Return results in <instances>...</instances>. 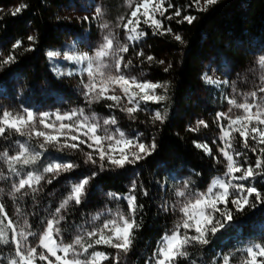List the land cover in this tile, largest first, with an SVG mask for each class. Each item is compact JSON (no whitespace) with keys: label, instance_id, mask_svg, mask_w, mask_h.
<instances>
[{"label":"trees","instance_id":"trees-1","mask_svg":"<svg viewBox=\"0 0 264 264\" xmlns=\"http://www.w3.org/2000/svg\"><path fill=\"white\" fill-rule=\"evenodd\" d=\"M125 1L99 0L101 6L109 11L117 9ZM169 3L174 7L157 19L162 21L164 29L171 28V33L154 34L152 27L141 22L138 30L146 35L130 42L128 53L122 54L125 60L133 61L132 66L123 70L126 76L144 77L143 80L167 85L165 102L145 104L150 111L166 112L164 123H151L149 117H143L146 120L143 124H133L139 133L150 138L149 143L155 140V152L128 168L101 171L84 164L79 155L49 147L35 165L23 168L18 165L21 175L28 171L42 172L43 166L49 162L71 160L79 167L60 175L52 184L40 187L35 198L31 191L23 198H19L20 194L15 200L12 195L8 198L7 187L6 192L0 194V203L9 218L14 219L19 208L33 225L32 231L40 233L42 222L51 218L68 193L60 183L81 179L95 170L97 175L90 182L85 200L80 205L71 202L63 210L66 219L61 222L62 240L68 243L78 232L84 231L98 208L127 214V203L123 197L129 195L135 181L137 205L144 206L136 214L141 227L134 232L133 247L123 259L127 264H145L146 260H150L157 241L165 233L170 234L175 227L169 203L176 190L187 181L191 191L202 192L215 177L223 174V163H217L197 149L193 141H205L199 138L197 132L188 129L194 126L196 118L211 125L215 114L227 104L225 88L206 83L208 75L222 70L226 81L239 85L258 68L259 58L264 56V0H217L205 10H198L193 0H165L164 7L167 8ZM21 4L27 7L16 16L4 10ZM65 5V0H0V56H7L16 40L22 41L21 47L14 52L16 62L0 67V109L10 100L18 99L32 111H44L59 104L58 111L61 113L71 107L85 108L104 118L115 116L120 123L126 117L118 108L107 107L112 101L101 100L89 105L83 96L64 84L69 75L57 76L53 71L54 67H58L64 73L75 75L78 70L77 65L64 58V45L73 33V29L59 17ZM177 9L181 10L179 17L173 16ZM184 15L196 19L191 24L181 22ZM169 16L173 18L168 19ZM175 34L182 37V42L174 39ZM29 35H34L36 41L31 45L32 50L26 51L30 44L27 40ZM138 50H143L144 57H136ZM48 51L59 52L64 59L55 57L50 60L46 55ZM147 56L155 59L149 62ZM165 68H168L167 72ZM235 136L236 149L246 151L248 162L254 164L256 157L251 151L243 149L241 138ZM16 141L26 144L33 151H40L35 141L17 134L8 139L0 138V151L7 149L10 155L16 154L19 147ZM249 144L255 146L251 140ZM212 150L215 156L223 159L217 150ZM9 175L12 180L18 179L11 172ZM251 184L264 192V178H257ZM144 190L149 195L144 196ZM97 191L115 193L119 199L100 197ZM229 207H232L231 204ZM257 243L264 245V205L246 207L243 212L235 213L229 226L212 236L208 245L191 246L189 257L181 258L177 264H222L224 255L231 257L230 264H239L246 258L244 250ZM92 251L104 252L110 257L117 253L116 249L105 244L94 245L89 253ZM11 255L10 248L0 245V256ZM0 264H7V261H0ZM37 264L45 262L37 261ZM105 264H112V260L105 261Z\"/></svg>","mask_w":264,"mask_h":264},{"label":"snow or ice","instance_id":"snow-or-ice-1","mask_svg":"<svg viewBox=\"0 0 264 264\" xmlns=\"http://www.w3.org/2000/svg\"><path fill=\"white\" fill-rule=\"evenodd\" d=\"M203 2L205 8L200 9V0H193L198 10H205L207 6L216 4L217 0H203ZM164 4L165 0H158V2L157 0H142V3L137 4L136 10L131 12V17L135 20L130 18L123 25L129 42L138 41L146 35L144 31L138 30L141 19L137 16V12L141 8L144 10L143 23L152 27L154 34L171 33V28L164 29L162 21L155 17L156 13L163 16L169 8L174 7L169 3L166 8ZM26 7L27 5L23 4L15 7L11 15L20 14ZM95 11L97 15H102L99 7ZM173 16H181V10L177 9ZM173 16L167 18L172 19ZM195 19L194 16L184 15L181 22L191 24ZM102 27L107 29L109 25L105 23ZM174 39L182 42V37L178 34L174 35ZM27 40L30 44L25 50L31 51V45L35 43L36 37L29 35ZM21 45L22 41L16 40L12 44V51L7 56H0V67L16 62L14 52ZM128 51L127 44L114 47V38L109 33L104 36L103 43L95 50L94 55L65 54L64 58L77 64H85L82 71L87 74V82L81 81L82 94L89 105L99 103L101 100L112 101L113 103L107 104L108 108H119L130 119H134V114L140 110L141 103L158 104L166 99L164 95L156 93V89L166 88V85L159 82H141L136 76H126L123 70L132 66L133 61L125 60V56L121 53H128ZM46 55L51 60L61 54L48 51ZM136 57H144L143 50H138ZM154 59L152 56L146 57L149 62ZM159 63L163 64L164 61H159ZM259 65L264 68V56L259 58ZM53 71L57 76L73 75L72 72H62L58 67H54ZM164 71L167 72L168 68ZM261 80L264 81V76H261ZM206 82L217 83L211 79H207ZM117 91L122 95H118ZM258 91L264 93V84L259 87ZM249 97H251V102ZM124 98L127 99V104L123 103ZM225 99L232 107H229L227 112H217L214 120L219 128L217 139L223 145V147H218L217 151L223 159L213 154L208 142L193 141L197 149H201L217 163H223V176L213 179L202 192L191 191L190 182L187 181L181 189L176 190L175 196L182 199L177 200L176 205H173V210L178 209L180 220L170 234L165 233L157 241L150 260H146L145 264H177L181 258L189 257L191 246L208 245L212 236L229 226L235 213L243 212L246 207L255 208L264 205V192L251 184V181L257 178H264V147H261L264 145V127H261L264 126V96L259 97L258 102L257 91H251L244 94L241 103H238L235 97ZM233 107L242 110V114L230 115ZM53 116L54 119H52ZM166 118V112L162 113L157 110L153 113L151 120L153 123H164ZM117 123L115 116L101 121L95 113L85 114L83 108L73 109L63 114L44 112L39 116L28 109H25L23 113L4 110L0 114V138L8 139L13 134L27 136L29 139L42 138V142L38 144L40 151H33L20 141L15 142L19 146L16 154L10 155L7 149L0 151V159L7 163L9 172L18 177L11 188L13 199L18 198L17 194H20L19 198H23L29 194V191L35 198V194L40 191L41 181L45 180L44 174L50 176L46 183L52 184L62 173L71 172L79 167L71 160L49 162L43 166L42 172L28 171L21 175L17 166L23 168L35 165L49 147H55L57 151L71 149L82 152L85 157L84 164L92 165L101 171L108 168L124 169L126 166L135 165L150 157L155 152L154 139L151 143H145L138 137H127L118 127L110 129L109 126H115ZM37 124L42 125L45 130H38ZM208 126L205 120L199 119L195 122V126L188 130L198 132L201 128H208ZM234 133L239 134L242 148L251 151L256 157L254 164L248 162L246 151L236 149ZM249 140L253 141L255 146H251ZM212 143L216 144L217 140L214 139ZM81 145H86L92 151L83 152ZM96 175L97 172L93 170L90 175L71 184L66 197L55 208L51 218L42 222L43 227L40 233L32 231L33 225L29 223L19 208L16 211L20 218L14 221L8 217L4 205L0 203V245L10 248L12 252L11 256H0V261L6 260L7 264H37V261L45 262V264H102L103 261L111 259L112 264H124L123 257L127 256L133 247L134 232L141 227L136 219L137 211L144 207L137 205V197L134 194L137 188L135 181L131 185L129 195L123 197L127 203V214L117 212L115 218L104 221L102 227L87 231L84 235H76L68 243L62 240L61 222L66 219L62 214L63 210L67 209L71 202L76 205L83 202L87 188ZM244 181L249 183H242ZM108 195L119 199L115 193ZM143 195L147 196L149 193L144 190ZM229 204L232 207H229ZM98 218V216L93 217V219ZM97 236L98 238L93 239ZM31 237H35L38 242L33 244ZM101 244L116 249V255L110 257L100 251L89 253V249L94 248V245ZM38 248L41 250L38 251ZM244 255L246 258L242 259L239 264H264V259H258L264 258V245L252 244L244 250ZM82 256L85 258L81 259ZM230 261L229 255L222 257V264H230Z\"/></svg>","mask_w":264,"mask_h":264},{"label":"rangeland","instance_id":"rangeland-1","mask_svg":"<svg viewBox=\"0 0 264 264\" xmlns=\"http://www.w3.org/2000/svg\"><path fill=\"white\" fill-rule=\"evenodd\" d=\"M65 2H66V5L62 7L61 11L59 12V17L61 20L67 23L70 28L73 29V33L69 35L64 45V48H63L65 54L81 55V54L87 53L88 55H94L95 50L100 46L101 43H103L104 36L108 35L109 33H111L112 37L114 38V47H118L124 44H127V45L130 44V42L127 39V33L125 32L123 25L127 23V20L130 18L135 20V18L131 17V12L136 10L137 4L142 3V0H126L120 7L112 11L111 10L109 11L103 8L99 0H65ZM15 7L16 6L9 7L4 10L7 12L8 11L11 12L12 10L15 9ZM97 7L101 9L102 15H97L95 11ZM199 8L200 9L205 8L203 0L200 1ZM143 11H144L143 8H141L140 11L137 12V16L141 19L142 23L144 19L142 15ZM158 16H159V13H156L155 17L157 18ZM121 17H123V19H121ZM105 23L109 25L107 29L102 27V25ZM122 54L123 53H121V55ZM56 58L60 60L64 59L62 54ZM69 62L77 65L78 70L75 73V75L69 76L68 81H64V84L71 87V89H73V91L76 92L77 95L84 97V95L82 94L83 85L81 81L87 82V74L82 71V69L85 67V64H77L74 61H69ZM222 72H223L222 70L212 72L210 75H208L205 78V82L207 79H211L212 81L217 82V83H211V84L215 86L216 88H225L227 97H235L238 103L243 102L244 94L249 93L251 91H257L258 102H259V97L264 96V93H260L258 91L259 87L262 84H264V81L261 80V76H264V68H262L259 65V62H258V68L255 69L253 72H251L250 75L246 77V80L241 81L242 83L239 85L232 84L231 82L226 81L225 74L222 75L221 74ZM143 78L144 77H139L138 80L141 82L146 81V80H143ZM163 85H166V84H163ZM167 92H168L167 85H166V88L156 89V93L158 95H164L166 98H167ZM117 94L122 95V93H120L119 91H117ZM165 101L166 99L164 101H161L160 103L165 102ZM249 101L251 102V97H249ZM123 103L127 104L126 98H124ZM149 103H152V102H149ZM128 106H131V105H128ZM229 107H232V106H230L227 103L221 112H227ZM58 108H60L59 104H57L54 107H51V109L49 108L44 111L40 110V111H33V112L37 114V116H39L40 113H44V112L52 114V113L59 112ZM25 109H28V108L22 105V103L18 101V99H16V101L10 100L7 104H4L1 107L0 114H2L4 110H8L13 113H23ZM73 109H81V108L71 107L66 112H70ZM83 109L85 111V114L87 115L92 114V112L88 111L87 109L85 108ZM66 112H62V113L59 112V113L63 114ZM154 112L155 111H150V109H148V107L144 103H141L140 110L134 114L135 116L134 119H130L126 113L121 112L126 117V119L124 121H121L120 123H117V125L115 126H109V127L110 129L114 127H118L126 134L127 137H138L143 142L149 143L150 138L149 137L147 138V136L144 137V135L139 133L137 131V128L133 124H135L134 122H138V124H143L146 121L142 119L143 117H149V120L152 123L151 117ZM240 114H242V110L234 108V107L232 108V113H230V115L232 116L240 115ZM96 116L101 121L105 119L104 117H101L98 115ZM52 119H54V116L52 117ZM199 119L200 118L195 119L194 126H195V122ZM214 120L211 125L208 124L209 125L208 128H201L200 131H198L197 133L201 140L208 142L211 148H214L215 150H217L218 147H223V145L217 139L219 135V128L217 126V123L214 122ZM224 123H227V121H224ZM261 127H264V126H261ZM37 128L38 130H45L43 129V126L39 124H37ZM234 135L239 136L238 133H234ZM214 139L217 140L216 144L212 143ZM31 140L35 141L37 145L40 142H42V138H37V137H33ZM80 147L83 149V152L92 151L86 145H81ZM51 148H55V147H51ZM18 151H19V147H18ZM64 151L79 155L83 161L85 159L82 152L74 151L71 149H66ZM129 166H132V165H129ZM129 166H126L125 168H128ZM68 173H62L61 175L68 174ZM9 174L10 172L8 170L7 163L3 159H1L0 160V194L2 192H6L5 189L8 187L9 188L8 190L9 193L7 195L8 198H10L12 195L11 194L12 184L18 180V179L12 180ZM44 175H45V180L41 181V185L39 187H42V186L44 187L46 184H48L46 183V180L50 178V176L49 174H44ZM222 176L223 174L217 177H222ZM57 179H55L54 181H56ZM78 180L79 179L71 180V181L66 180L63 183H60L61 184L60 186L62 188H67V190L69 191L71 184ZM182 187L183 185H181L179 189H181ZM89 188H90V184L87 188V191L89 190ZM97 192L100 197H103V198L109 197L108 193H104L101 191H97ZM85 198L83 200H85ZM178 199H182V198H177L174 195L171 202L169 203V212L175 220V225L180 220V214L178 212V209L173 210V205H176ZM116 213L117 212L111 211L106 208H98L96 214L92 215L91 218L88 220L86 227L84 228V231H80L76 235H84L87 231H92L95 228L102 227L103 222L106 220L114 219L116 216ZM97 216L99 217L98 219H93V217H97ZM19 218L20 216L17 213H15L13 220L15 221ZM106 234H108L107 231H106ZM95 238H98V236ZM30 240L32 241L33 244H36L38 242L35 237H31ZM40 250L41 249L38 248V251ZM52 259L54 260L55 258H52ZM258 259H264V258H258ZM102 264H105V261H103ZM124 264H127V263L124 261Z\"/></svg>","mask_w":264,"mask_h":264}]
</instances>
